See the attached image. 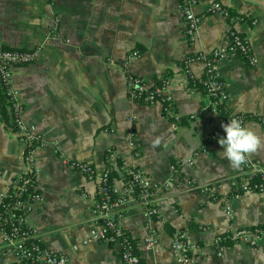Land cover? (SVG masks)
<instances>
[{
	"label": "crops",
	"instance_id": "obj_1",
	"mask_svg": "<svg viewBox=\"0 0 264 264\" xmlns=\"http://www.w3.org/2000/svg\"><path fill=\"white\" fill-rule=\"evenodd\" d=\"M212 1L228 7L235 19L206 13ZM195 11L204 15L197 41L190 43L179 0H0V45L39 47L34 62L14 73L24 121L45 141L34 151L43 201L28 220L45 246L68 255L66 264H121L116 247L85 242L94 227L96 183L69 162L91 163L98 177L109 166L120 187V165L139 168L162 184L171 177V164L185 158L192 163L177 166L175 183L157 194L155 247L143 244L147 228L142 204L132 201L122 208L118 221L134 240L141 264H180L170 247L176 233L198 245L191 264H264V240L256 246L227 242L221 255L214 242L219 233L264 226V195H233L231 179L237 169L221 156L218 143L229 112L249 115L245 125L264 139V123L257 119L264 114V0H197ZM56 16L58 34L52 35ZM232 27L248 39L257 63L250 66L238 57L217 61L227 93L224 115L210 109L209 97L199 82L187 79L182 65L196 52L225 46L224 35ZM133 50L140 56L126 62ZM190 70L197 79L205 76L201 60L192 62ZM129 73L142 77L148 88L169 79L182 116L176 127L160 103L128 96ZM131 129L137 149L129 145ZM22 151L11 128L8 101L0 96V191L23 171ZM250 158L264 166V150ZM188 182L211 184L212 190L192 189ZM15 260L13 252L0 247V264Z\"/></svg>",
	"mask_w": 264,
	"mask_h": 264
},
{
	"label": "built area",
	"instance_id": "obj_2",
	"mask_svg": "<svg viewBox=\"0 0 264 264\" xmlns=\"http://www.w3.org/2000/svg\"><path fill=\"white\" fill-rule=\"evenodd\" d=\"M179 3L184 20V33L190 43H195L204 13L195 11L197 0H179ZM208 12L219 13L228 21L235 19L230 14L229 8L219 1L210 2L206 8V13ZM59 24L60 17L56 16L50 34H58ZM224 37L225 46L207 52H196L188 56L182 65L187 79L193 84L200 83L202 90L210 99V109L214 113L222 112L227 97L224 82L216 68L217 61L227 57H238L250 66L257 63V58L252 53L251 45L246 37L233 27L227 30ZM38 52L39 47L22 49L0 45V84L4 88L8 101L12 131L23 145V171L13 177L6 188L0 191V247L10 250L16 256L15 261H4L3 264H66L69 260L66 253L45 246L38 230L32 227L28 220L32 211L43 201L37 184L39 169L34 161V151L36 147L45 144V141L34 125L24 121V104L20 99V90L14 82V73L16 68L33 63ZM139 56L140 52L133 50L127 54L126 62ZM196 60L204 63L205 76L202 79H197L190 70V64ZM126 91L133 100L146 104L160 103L163 114L175 127L181 122L182 116L175 109L169 79L164 78L154 87L148 88L142 77L129 73L126 74ZM248 116L245 113L229 112L225 123L235 117L245 125ZM257 119L264 123V114ZM127 135L130 147L137 149L135 131L131 129ZM183 163L191 164L192 158L177 159L171 164V177L162 184L152 181L139 168L120 165L117 173L121 186L118 187L115 186V179L111 176L113 171L111 167L108 166L98 177L91 163L69 162L73 170L81 172L86 180L96 183L97 203L94 227L90 230L85 242L98 241L116 247L121 264H141L134 240L118 221L123 214L122 208L132 201L142 204L147 228L143 244L147 249L155 247L159 239L156 223L160 217L156 197L163 187L175 183L177 166ZM255 177L257 181L253 182L252 179ZM231 180L234 196L238 197L244 192H257L264 195V166L258 160L249 158L246 164L237 169ZM188 184L192 189L202 192L212 190L211 184L195 182H188ZM225 210L228 216H232L229 205L225 206ZM262 240H264L262 225L240 227L227 233H219L214 238L219 249L218 255L223 253L227 242L256 246ZM170 247L180 264H191L193 254L198 250V245L189 240L184 233H176Z\"/></svg>",
	"mask_w": 264,
	"mask_h": 264
},
{
	"label": "clouds",
	"instance_id": "obj_3",
	"mask_svg": "<svg viewBox=\"0 0 264 264\" xmlns=\"http://www.w3.org/2000/svg\"><path fill=\"white\" fill-rule=\"evenodd\" d=\"M221 127L225 133L218 140L223 148L221 156L229 162L233 169H240L253 154L264 150V139L239 119L233 117Z\"/></svg>",
	"mask_w": 264,
	"mask_h": 264
},
{
	"label": "trees",
	"instance_id": "obj_4",
	"mask_svg": "<svg viewBox=\"0 0 264 264\" xmlns=\"http://www.w3.org/2000/svg\"><path fill=\"white\" fill-rule=\"evenodd\" d=\"M0 96H4L5 99L7 100V98H6V96H5L4 88H3V86H2L1 84H0ZM225 111H226V110H223L221 113L224 114V115H226V114H225V113H226ZM112 173H113V171H112ZM252 181H253V182H256V181H257L256 177L253 178Z\"/></svg>",
	"mask_w": 264,
	"mask_h": 264
}]
</instances>
